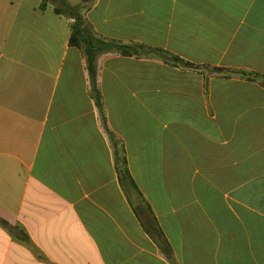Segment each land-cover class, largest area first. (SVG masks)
<instances>
[{"label":"crops","instance_id":"0c3cea01","mask_svg":"<svg viewBox=\"0 0 264 264\" xmlns=\"http://www.w3.org/2000/svg\"><path fill=\"white\" fill-rule=\"evenodd\" d=\"M66 1L189 67L0 0V264H264V0Z\"/></svg>","mask_w":264,"mask_h":264},{"label":"trees","instance_id":"16d2710c","mask_svg":"<svg viewBox=\"0 0 264 264\" xmlns=\"http://www.w3.org/2000/svg\"><path fill=\"white\" fill-rule=\"evenodd\" d=\"M48 4L53 6V10L55 14L62 15L66 18L73 20L72 24L70 25L71 35H70L69 43L70 45H74L81 48L83 51L86 60L87 71L92 83L94 96L96 97V101L99 107H100L99 93L96 87L95 76H96V60L100 53H103L105 51H114L124 56H131V55L153 56L173 66L189 67V64L185 63L183 60L161 50H153L143 45H138L135 48H129L128 46L106 44L98 40H93L85 32L80 6H70L66 0H41L40 9H44ZM100 45H103V48H101ZM241 75L244 76L247 75V73H242ZM248 75L251 76L252 78L264 79V77H261L257 74H248ZM122 164L124 166L122 170L121 169L119 170L120 177H123L124 179L128 180V182L132 185L133 189H136L128 174V170L125 166V162L123 161Z\"/></svg>","mask_w":264,"mask_h":264},{"label":"rangeland","instance_id":"374dc122","mask_svg":"<svg viewBox=\"0 0 264 264\" xmlns=\"http://www.w3.org/2000/svg\"><path fill=\"white\" fill-rule=\"evenodd\" d=\"M71 1H73V0H71Z\"/></svg>","mask_w":264,"mask_h":264}]
</instances>
